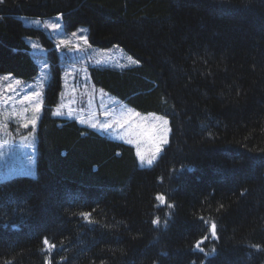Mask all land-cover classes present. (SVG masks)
Instances as JSON below:
<instances>
[{"label":"trees","instance_id":"obj_1","mask_svg":"<svg viewBox=\"0 0 264 264\" xmlns=\"http://www.w3.org/2000/svg\"><path fill=\"white\" fill-rule=\"evenodd\" d=\"M57 15L138 61L91 79L167 117L169 141L139 168L131 146L53 117L52 65L36 177L0 183V264H264V0H3L0 74L36 77L25 38L52 45L20 18Z\"/></svg>","mask_w":264,"mask_h":264},{"label":"rangeland","instance_id":"obj_2","mask_svg":"<svg viewBox=\"0 0 264 264\" xmlns=\"http://www.w3.org/2000/svg\"><path fill=\"white\" fill-rule=\"evenodd\" d=\"M20 19L25 27L40 31L52 46L43 45L39 37L25 38L38 66L33 80L0 74V183L17 176L36 177L38 122L52 80V65L59 68L60 90L51 115L77 120L131 146L137 166L152 167L169 141L168 118L132 107L95 85L90 76L92 68L124 69L138 65V61L118 45H92L85 26L67 31L60 15ZM52 49L56 57L49 58Z\"/></svg>","mask_w":264,"mask_h":264},{"label":"snow or ice","instance_id":"obj_3","mask_svg":"<svg viewBox=\"0 0 264 264\" xmlns=\"http://www.w3.org/2000/svg\"><path fill=\"white\" fill-rule=\"evenodd\" d=\"M0 2H3V0H0ZM165 123H167V121H165ZM157 151L159 152L160 149L158 148ZM148 163L151 164L152 161H148ZM156 199H158V200H163L164 197H163L162 195H158V196L156 197ZM211 232H212V235H213V236L216 235V225H215V223H213V224L211 225ZM204 239H207V237H205ZM48 243H49L48 240L45 239V240H44V244H45V245H48ZM201 243H203V240H201L200 242H198V243L196 244L195 247L198 248V249H200V244H201ZM200 251H203V249H200Z\"/></svg>","mask_w":264,"mask_h":264},{"label":"crops","instance_id":"obj_4","mask_svg":"<svg viewBox=\"0 0 264 264\" xmlns=\"http://www.w3.org/2000/svg\"><path fill=\"white\" fill-rule=\"evenodd\" d=\"M77 121V120H76ZM87 127V126H86Z\"/></svg>","mask_w":264,"mask_h":264}]
</instances>
